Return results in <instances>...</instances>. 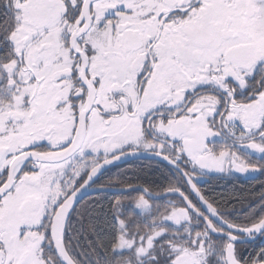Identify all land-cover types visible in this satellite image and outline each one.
<instances>
[{"label": "snow or ice", "instance_id": "obj_1", "mask_svg": "<svg viewBox=\"0 0 264 264\" xmlns=\"http://www.w3.org/2000/svg\"><path fill=\"white\" fill-rule=\"evenodd\" d=\"M0 264H264V0H0Z\"/></svg>", "mask_w": 264, "mask_h": 264}]
</instances>
